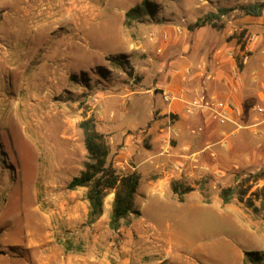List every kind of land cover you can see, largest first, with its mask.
Masks as SVG:
<instances>
[{"label": "crops", "instance_id": "0c3cea01", "mask_svg": "<svg viewBox=\"0 0 264 264\" xmlns=\"http://www.w3.org/2000/svg\"><path fill=\"white\" fill-rule=\"evenodd\" d=\"M202 3L181 10L194 16L188 17L194 25L208 13L228 9L221 29L206 25L175 35L164 30L162 38L146 48L128 40L127 11L115 8L113 19L106 0H0L4 21L15 17L14 28L0 29V35L7 34L6 40H11L22 19L29 65L41 54L39 61L44 62L48 55L51 67L44 75L56 83L70 74L92 78L91 84L77 83V90L91 92L87 103L93 109L87 114L109 143V160L140 174L136 207L138 198L168 196L182 204L191 199L216 208L242 228V235L234 238L236 245L176 248L169 222L161 224L141 213L127 228L119 254H114L117 264H264V211L255 214L235 200L224 204L220 196V186L233 185L238 174L264 168V115L255 111L264 107V11L256 17L242 10L264 0ZM245 53L247 60H243ZM110 56H124L133 75L115 69L107 60ZM104 66L109 71L102 81L98 70ZM44 68L41 65L37 74L41 78ZM219 103L226 109H219ZM117 108L122 110L119 118ZM210 175L214 181H199ZM173 181L201 189L185 194L179 202ZM259 184L264 186V179ZM203 185L212 190L209 196H204ZM84 194L68 207L70 219L79 224L89 217ZM46 228L45 216V242ZM246 253L255 254L247 257ZM111 258L109 249L102 263L93 255L90 264H111Z\"/></svg>", "mask_w": 264, "mask_h": 264}, {"label": "rangeland", "instance_id": "374dc122", "mask_svg": "<svg viewBox=\"0 0 264 264\" xmlns=\"http://www.w3.org/2000/svg\"><path fill=\"white\" fill-rule=\"evenodd\" d=\"M106 1L107 10L112 12L114 19L115 8L128 12L142 5L144 0ZM149 1L156 7L125 21L128 40L140 42L146 48L154 44L152 39L162 38L164 30L175 35V32L180 34L191 29L193 25L188 18L191 15L184 14L181 8L190 3L198 7L203 4L202 0ZM170 12H173L172 19ZM3 15L0 11V29L7 32L9 26L13 27L15 17L4 21ZM20 22L15 36L9 37L11 40H6L7 34L0 35V264H90L93 255L97 263H102L109 249L113 255L111 264H117L119 259H114V254H119L124 234L131 224L117 231L110 228L114 192L104 199L103 214L92 225L87 224L88 219L82 224L70 219L68 210L74 198L87 195L86 188L72 191L68 184L89 162L80 124L93 119L87 114L93 105L87 103L91 92L85 89L79 92L77 83L91 84L92 78L88 74H70L58 78L56 83L53 77L44 75L51 67L48 55L43 57L44 62L39 61L41 54L29 65L24 53L26 31L22 19ZM219 24L223 25L222 21ZM124 59V56L107 58L115 69H125L132 76L133 68ZM41 65L45 67L42 78L37 75ZM106 68L98 70L101 73L98 78L102 81L109 71ZM94 104L97 111L98 102ZM117 110L119 118L122 110ZM236 178L233 185L220 186V190L237 188L233 200L253 213L257 208V213L262 214L264 186L259 183L264 179V168L255 173L246 171ZM214 180L210 175L199 181L204 184ZM200 182L197 181V185ZM202 190L204 196L212 191L204 185ZM136 208L161 224L169 222L176 248L207 247L210 250L224 244L236 245L234 238L242 235V228L228 221L226 215L191 199L182 204L168 196L156 200L138 198ZM134 218L137 217L132 216L131 223ZM217 257L221 263L220 255Z\"/></svg>", "mask_w": 264, "mask_h": 264}, {"label": "trees", "instance_id": "16d2710c", "mask_svg": "<svg viewBox=\"0 0 264 264\" xmlns=\"http://www.w3.org/2000/svg\"><path fill=\"white\" fill-rule=\"evenodd\" d=\"M156 4L144 0L142 5L131 8L126 18L141 16L145 12H149L155 8ZM247 15L259 17L263 14L264 3L249 4L242 8ZM229 10L219 9L217 13H208L200 17L191 27L199 28L211 25L213 28L221 29V19ZM241 41V40H239ZM81 129L85 135V146L89 154V162L85 164V169L79 176L74 177L68 184L69 190H77L79 188L87 189V200L90 205L88 225L96 223L103 214L104 199L109 193L114 192V200L110 215V228L117 231L131 224V217H138L141 212L135 206L136 195L139 190L141 176L136 171H121L113 162L109 160L110 146L106 137L97 131L94 120L87 119L81 122ZM172 189L177 195L179 202L184 201V195L195 190L191 186H184L181 182L173 181ZM237 188H223L220 196L224 204H228L233 200ZM240 201L243 202L242 198ZM249 207H253L252 203H248ZM257 214V208H254ZM255 253H246L251 256Z\"/></svg>", "mask_w": 264, "mask_h": 264}, {"label": "built area", "instance_id": "2783aa9c", "mask_svg": "<svg viewBox=\"0 0 264 264\" xmlns=\"http://www.w3.org/2000/svg\"><path fill=\"white\" fill-rule=\"evenodd\" d=\"M152 41H154V40L152 39ZM248 57H249L248 53H245L243 55V60H247ZM168 98H169L168 96H165V99H168ZM95 101L98 102V99H95ZM217 106H218L219 109H222V110H225L226 109V105H224L222 103H219ZM255 111L259 115H264V107L263 106H257L256 109H255ZM220 117L222 118V120H226L227 119L226 118L227 116L224 115L223 113H222V115H220Z\"/></svg>", "mask_w": 264, "mask_h": 264}, {"label": "bare ground", "instance_id": "6f19581e", "mask_svg": "<svg viewBox=\"0 0 264 264\" xmlns=\"http://www.w3.org/2000/svg\"><path fill=\"white\" fill-rule=\"evenodd\" d=\"M50 26V25H49Z\"/></svg>", "mask_w": 264, "mask_h": 264}]
</instances>
